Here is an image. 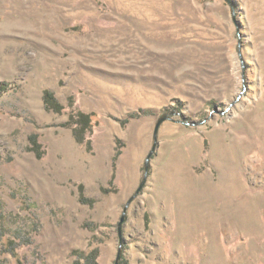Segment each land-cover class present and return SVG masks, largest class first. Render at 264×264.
I'll return each instance as SVG.
<instances>
[{"label":"rangeland","instance_id":"rangeland-1","mask_svg":"<svg viewBox=\"0 0 264 264\" xmlns=\"http://www.w3.org/2000/svg\"><path fill=\"white\" fill-rule=\"evenodd\" d=\"M172 111L119 264H264V0H0V264H116Z\"/></svg>","mask_w":264,"mask_h":264},{"label":"trees","instance_id":"trees-1","mask_svg":"<svg viewBox=\"0 0 264 264\" xmlns=\"http://www.w3.org/2000/svg\"><path fill=\"white\" fill-rule=\"evenodd\" d=\"M7 86H8L7 84H1L3 90H5ZM44 100L46 105L50 109L60 112L63 108V106L55 98V95L50 91H45ZM70 124H74L73 127L74 134L79 142L81 143H84L85 141L90 142L89 140H86V136L88 133L92 132V113H84L81 111L73 112L70 114ZM37 154L41 156L43 153L41 150H38ZM80 191H81L80 200L82 202L88 201V198L85 196V190L83 185H81ZM1 234H0V240H2L3 238L2 236L4 235ZM4 244L7 246V250L10 251L14 255V257L17 258L18 262L20 264H23L16 250L17 243L12 239H8ZM98 256H99V250L95 249L86 255L85 263L82 264H98L97 262Z\"/></svg>","mask_w":264,"mask_h":264},{"label":"water","instance_id":"water-1","mask_svg":"<svg viewBox=\"0 0 264 264\" xmlns=\"http://www.w3.org/2000/svg\"><path fill=\"white\" fill-rule=\"evenodd\" d=\"M241 97V95L237 98V100ZM235 103H232L226 110H230V108L234 105ZM175 113L174 111L172 112H169V113H165L164 115H162L157 123H156V126H155V130H154V143H153V146H152V149L150 150L148 156L146 157V160H145V173H144V176L141 180V183L139 185V187L137 188V190L135 191V193L130 197V199L128 200V202L126 203L125 207H124V212H123V215L121 217V220L119 222V225H118V229H119V235H120V249H119V252H118V255H117V259H116V264H119L120 262V259H121V255H122V245H123V238H122V227H123V224L124 222L126 221L127 219V212H128V208L130 206V204L134 201V199L140 194V192L143 190L146 182H147V178H148V174H149V170H150V161H151V158L154 154V152L156 151V148H157V144H158V134H159V129H160V126L161 124L169 118V116L171 114Z\"/></svg>","mask_w":264,"mask_h":264}]
</instances>
